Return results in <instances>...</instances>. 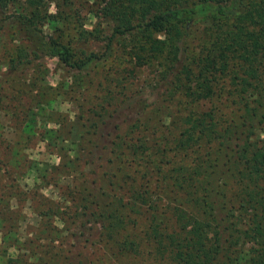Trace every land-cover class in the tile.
Masks as SVG:
<instances>
[{"label":"trees","instance_id":"trees-1","mask_svg":"<svg viewBox=\"0 0 264 264\" xmlns=\"http://www.w3.org/2000/svg\"><path fill=\"white\" fill-rule=\"evenodd\" d=\"M118 53L158 67L139 108L125 68L82 82ZM47 56L96 90L86 120L49 108ZM0 112V264H264V0H0ZM38 142L59 161L30 159Z\"/></svg>","mask_w":264,"mask_h":264},{"label":"rangeland","instance_id":"rangeland-1","mask_svg":"<svg viewBox=\"0 0 264 264\" xmlns=\"http://www.w3.org/2000/svg\"><path fill=\"white\" fill-rule=\"evenodd\" d=\"M49 9L51 11H54V2H49ZM94 24L93 17H89L86 20V27L87 29H91ZM205 28V24H197L195 26H192V42L197 44L200 41V37H202V31ZM45 31L49 34L51 33L50 29L48 27L45 28ZM5 42V39L2 38L1 43ZM95 51L102 52L104 49V45L101 43L95 46ZM99 53V54H100ZM120 53L116 54L112 60H108L106 62L103 61V63L97 64L94 68L89 70L88 75L83 78V84L88 86L93 80L91 78H101L100 74H106L108 76L106 79L110 78V75L113 76L116 75L115 70L120 69L122 71V68H125L124 74L128 75L127 81L132 82V86L126 87L123 89L126 95H129L133 98H131L133 104H136V108H139L141 103L145 102L146 97H150L151 99L155 96L157 93V90L159 92H162L164 89L163 86H158V74L159 70L156 65H141L139 63L134 64L133 61L129 63H125L128 61H125L124 58L118 57ZM126 58H128L126 56ZM44 66L48 69V72L46 74V84L51 86L55 89V91L58 93L55 94V101L49 105V108L59 111L60 114H62L67 119V124L69 125L71 122L75 121H82L86 120L88 114L85 112V108H87V102L84 99V96H87V94L90 92L91 94L96 93V90L93 87H89L87 90H82L80 86H78L77 81L71 82V79H68L69 73L63 67V65L59 62L57 57H51L47 56L44 58ZM106 68H109L108 73ZM99 81V79H98ZM85 92V93H84ZM142 99V100H139ZM127 103H124L121 105V107L118 109L117 112L113 113V115L107 117L106 123L109 122L110 126L114 124H121L123 122L124 116L120 113L124 110V106ZM209 105V104H207ZM207 105H202L203 107H206ZM138 106V107H137ZM49 108L47 110H49ZM135 108V109H136ZM122 109V110H121ZM42 117L39 119V123L44 125L46 128H58L59 125L53 122H50V119H47L46 111L41 109L39 110ZM135 113V110H132L128 114V119L131 118L132 114ZM83 114V117H81ZM113 116V117H112ZM52 120H54V117H51ZM111 121V122H110ZM128 121V120H127ZM38 123V124H39ZM0 124L3 127L0 126V132L3 134L4 138L7 140H15L17 136L15 135V132L11 129L10 126V118L9 116L5 115L3 112H0ZM106 125V124H105ZM105 125L103 127H105ZM262 137H264V132L261 134ZM104 142V138L101 139ZM29 154L30 159H38L43 160L45 163H57L59 161V157L55 155H48L45 152V146L43 142H38L36 145H32L31 148L27 149L26 151ZM3 180V179H2ZM62 180V179H61ZM32 182V177H27L24 180H22V183L29 184ZM62 183H67L66 179L62 180ZM44 194L49 197H53L54 199L57 198V192L54 191L51 187L48 189L43 190ZM36 216L32 213L31 209L28 207H25L22 210L21 217L19 224L17 226V229L13 234L14 238L18 235L24 237L26 236L30 230V225L36 226ZM0 242H1V233H0ZM1 249V248H0ZM10 251H15V249L10 248ZM95 251L97 253L102 252V250L96 246ZM2 252V250H0Z\"/></svg>","mask_w":264,"mask_h":264}]
</instances>
